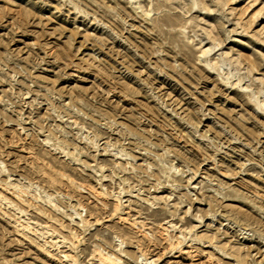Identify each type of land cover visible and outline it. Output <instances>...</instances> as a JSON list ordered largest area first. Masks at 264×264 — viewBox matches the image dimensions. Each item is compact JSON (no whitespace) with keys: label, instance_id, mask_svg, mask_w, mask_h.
<instances>
[{"label":"rangeland","instance_id":"rangeland-1","mask_svg":"<svg viewBox=\"0 0 264 264\" xmlns=\"http://www.w3.org/2000/svg\"><path fill=\"white\" fill-rule=\"evenodd\" d=\"M0 264H264V0H0Z\"/></svg>","mask_w":264,"mask_h":264},{"label":"bare ground","instance_id":"bare-ground-1","mask_svg":"<svg viewBox=\"0 0 264 264\" xmlns=\"http://www.w3.org/2000/svg\"><path fill=\"white\" fill-rule=\"evenodd\" d=\"M105 259H108V257H105Z\"/></svg>","mask_w":264,"mask_h":264}]
</instances>
